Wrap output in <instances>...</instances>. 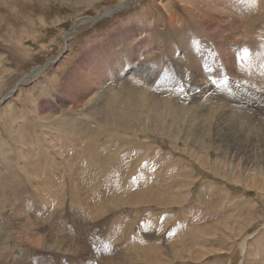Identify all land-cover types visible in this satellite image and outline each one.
I'll list each match as a JSON object with an SVG mask.
<instances>
[{
	"label": "rangeland",
	"instance_id": "374dc122",
	"mask_svg": "<svg viewBox=\"0 0 264 264\" xmlns=\"http://www.w3.org/2000/svg\"><path fill=\"white\" fill-rule=\"evenodd\" d=\"M229 1L0 0V264H264V0Z\"/></svg>",
	"mask_w": 264,
	"mask_h": 264
},
{
	"label": "bare ground",
	"instance_id": "6f19581e",
	"mask_svg": "<svg viewBox=\"0 0 264 264\" xmlns=\"http://www.w3.org/2000/svg\"><path fill=\"white\" fill-rule=\"evenodd\" d=\"M228 3H230V1L229 0H223V7H227V9H230V7H232V9H234V7L233 6H231V5H229V7H228ZM263 3V2H262ZM262 5V4H261ZM123 8H121V9H115V10H112L113 12H114V14L115 13H117V12H119V11H121ZM109 14V13H108ZM113 15V14H112ZM87 20V19H86ZM84 22V20H82V21H80L79 23H83ZM233 26L231 27V28H228L227 30H226V36L228 37V40L229 39H231V32H233ZM221 30V32H225V30H222V29H220ZM213 33V32H212ZM214 36H212V38L216 41V42H222V44H226V43H232L233 41H228V42H225V40H222L221 39V35H219L218 34V31H217V29H215V33L213 34ZM241 39H242V42H248L247 41V39H246V37H244V36H242L241 37ZM235 42L234 43H238V38H235ZM67 41V40H66ZM182 41H184V38L182 39ZM142 45V44H141ZM121 46V45H120ZM99 47V46H98ZM114 48V47H113ZM219 48V47H218ZM101 51V50H100ZM128 51V50H127ZM131 52V51H130ZM154 53V52H153ZM157 55V54H156ZM156 55H154V56H156ZM231 55L232 54H230L229 56H227V60L228 61H232L233 59L231 58V59H229V57H231ZM153 57V55L150 57V58H152ZM157 58V57H156ZM227 61V62H228ZM122 62V61H121ZM154 63V62H153ZM236 63H237V61H236ZM151 64V63H150ZM157 64V63H156ZM143 65V64H142ZM152 65V64H151ZM145 66V65H144ZM143 66V67H144ZM124 68V67H123ZM149 68V67H148ZM145 69V68H144ZM155 71V70H154ZM37 73V70L36 71H32V75H35ZM148 74H150V73H152V71L149 73V72H147ZM142 74V73H141ZM143 74H144V71H143ZM134 75V74H133ZM135 75H137V74H135ZM166 75V74H165ZM139 76V75H138ZM146 76V75H145ZM221 76V75H220ZM141 78V77H140ZM106 82V81H105ZM196 84H197V82H196ZM99 85V84H98ZM171 87V86H170ZM18 88V90H20V88L19 87H17ZM17 88H16V90H17ZM98 88V87H97ZM166 88V87H165ZM172 88V87H171ZM58 90V89H57ZM60 92V91H59ZM15 93V90L14 91H12V93H10V94H8V96L7 97H5L4 99H3V101H1L0 102V106L1 105H4L5 104V102L7 101V99L11 96V95H13ZM64 105V104H63ZM75 105V104H74ZM102 125V124H101ZM104 125V124H103ZM105 126V125H104ZM63 130H64V128H63ZM69 131H70V129H69ZM75 131V130H74ZM101 131V130H100ZM18 132H19V130H18ZM70 133H71V131H70ZM69 133V134H70ZM80 133V132H79ZM18 134V133H17ZM19 135V134H18ZM69 136V135H68ZM50 145V144H49ZM80 146V145H79ZM93 161V160H92ZM28 162V161H27ZM4 172V171H3ZM7 178V177H6ZM75 191V190H74ZM73 194V193H72ZM106 196V195H105ZM72 199V198H71ZM164 200V199H163ZM144 202V201H143ZM146 203V202H145ZM150 207H152V206H150ZM10 208V207H9ZM22 208V207H21ZM172 208V207H171ZM24 210V209H23ZM17 211H20V210H17ZM22 211V210H21ZM43 212V211H42ZM26 213V212H25ZM20 214H22V213H20ZM20 214H19V216H20ZM16 215V214H15ZM18 217V216H17ZM23 217V216H22ZM16 218V217H15ZM21 218V217H20ZM24 218H26V217H24ZM28 219V218H27ZM30 219V218H29ZM24 220H26V219H24ZM23 220V221H24ZM32 220V219H31ZM34 220V219H33ZM29 221V220H28ZM26 221H24V223H25ZM26 223H28V222H26ZM31 223V222H30ZM28 225H29V223H28ZM37 225V224H36ZM36 225H34V226H36ZM203 225V224H202ZM14 229V228H13ZM16 230V229H15ZM186 230V229H185ZM28 235V234H27ZM36 236V235H35ZM225 236V235H224ZM37 239V238H36ZM34 241H36V240H34ZM77 246V245H76ZM78 247V246H77ZM243 244H241V248L243 249ZM58 248V247H57ZM169 250V249H168ZM54 251V250H53ZM167 251V250H166ZM171 251V250H170ZM163 252V251H162ZM247 252V251H246ZM162 255V254H161ZM244 261V260H243Z\"/></svg>",
	"mask_w": 264,
	"mask_h": 264
},
{
	"label": "water",
	"instance_id": "95a60500",
	"mask_svg": "<svg viewBox=\"0 0 264 264\" xmlns=\"http://www.w3.org/2000/svg\"><path fill=\"white\" fill-rule=\"evenodd\" d=\"M3 101V100H2ZM4 102V101H3Z\"/></svg>",
	"mask_w": 264,
	"mask_h": 264
}]
</instances>
